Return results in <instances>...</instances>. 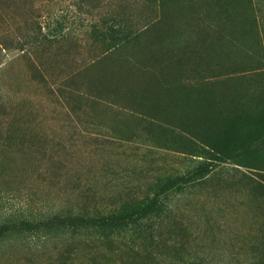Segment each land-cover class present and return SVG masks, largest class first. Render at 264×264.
I'll return each instance as SVG.
<instances>
[{
    "label": "rangeland",
    "instance_id": "rangeland-1",
    "mask_svg": "<svg viewBox=\"0 0 264 264\" xmlns=\"http://www.w3.org/2000/svg\"><path fill=\"white\" fill-rule=\"evenodd\" d=\"M7 224L0 264H264V0H0Z\"/></svg>",
    "mask_w": 264,
    "mask_h": 264
},
{
    "label": "trees",
    "instance_id": "trees-1",
    "mask_svg": "<svg viewBox=\"0 0 264 264\" xmlns=\"http://www.w3.org/2000/svg\"><path fill=\"white\" fill-rule=\"evenodd\" d=\"M173 181L168 179L164 186L168 184H172ZM141 208L138 211H135L133 213L130 212H112L109 214H98L95 216H87V215H71L65 217V222L71 225L75 226H90L91 228L97 227L98 229H108L113 228L116 229L119 227L120 224H124L127 219L132 220V217L136 216L137 213H140L141 211H148V213L151 215L154 211L161 210L163 206V201L159 199L158 195H155L152 198H147L146 200L142 201ZM64 218V217H63ZM23 223L27 226H30V221H23ZM13 225V224H12ZM10 227L9 224L2 225L0 227V234L3 231L8 230ZM11 229V228H10Z\"/></svg>",
    "mask_w": 264,
    "mask_h": 264
}]
</instances>
